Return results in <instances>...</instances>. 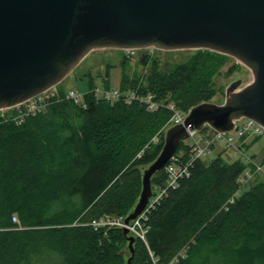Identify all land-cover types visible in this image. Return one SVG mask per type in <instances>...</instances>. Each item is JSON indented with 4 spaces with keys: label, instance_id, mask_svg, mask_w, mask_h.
<instances>
[{
    "label": "trees",
    "instance_id": "trees-1",
    "mask_svg": "<svg viewBox=\"0 0 264 264\" xmlns=\"http://www.w3.org/2000/svg\"><path fill=\"white\" fill-rule=\"evenodd\" d=\"M229 59L196 50L162 70L156 57L143 54L138 63H149L148 68L137 74L129 73V58L123 55L119 90L152 95L162 105L154 112L136 101L98 100L90 93V81L81 104L54 98L44 113L20 124L0 115V264H127L122 230L70 225L127 217L138 202L143 170L161 150L160 130L173 114L166 106L187 114L210 102L217 94L214 78ZM110 68L104 71L106 89L111 88ZM180 152L187 157L182 143L175 155ZM263 164L264 158L258 165ZM246 169L254 171L219 152L211 161L197 160L190 177L168 190L148 214L146 244L135 239L130 264H152L149 251L158 264H168L183 249L178 264H264V177L256 174L222 209ZM164 183L161 169L151 178V188ZM12 215L24 229H15Z\"/></svg>",
    "mask_w": 264,
    "mask_h": 264
},
{
    "label": "water",
    "instance_id": "water-1",
    "mask_svg": "<svg viewBox=\"0 0 264 264\" xmlns=\"http://www.w3.org/2000/svg\"><path fill=\"white\" fill-rule=\"evenodd\" d=\"M207 50L250 71L231 81L222 105L191 108L169 127L156 159L143 170L141 192L125 217L130 264V221L145 209L151 178L177 151L187 131L207 126L229 132L250 119L264 129V0H0V111L61 83L90 52L101 49Z\"/></svg>",
    "mask_w": 264,
    "mask_h": 264
},
{
    "label": "built area",
    "instance_id": "built-area-1",
    "mask_svg": "<svg viewBox=\"0 0 264 264\" xmlns=\"http://www.w3.org/2000/svg\"><path fill=\"white\" fill-rule=\"evenodd\" d=\"M126 57H132L136 50L127 49L124 50ZM90 93L94 95L96 99L102 100L106 103L113 104L118 101H123L125 104H131L136 101L143 105L148 112H154L162 105L154 100V97L150 94L140 95L136 90H128L125 93L117 88H93ZM47 92L37 95L25 102L11 108L15 113L7 120H12L16 124H20L25 118L32 117L40 113H44L47 107L51 104L52 99L57 98L55 101L68 100L74 104H81L82 98L85 93H80L77 90H69L64 97L57 95H46ZM60 97V98H59ZM167 109L172 111V117L168 122L169 125L182 123L184 115L174 109L172 104L166 106ZM3 110V111H8ZM2 112V111H1ZM264 133V129L255 123L254 121L246 118H242L234 122L233 129L229 132H217L212 130L211 136H204L199 131H187L186 137L182 140L183 147L188 150V155L182 158L181 154L173 155L164 166L165 183L162 187H156L148 199L147 205L143 212L134 220L126 223L128 225V234L135 239L142 241L146 244V233L148 227L146 225L148 221V214L159 204L161 199L166 196L168 190L176 189L181 180L190 177V170L193 164L197 160L205 159L210 153H212L220 142L224 143L226 149H232L235 152L242 153L241 146L248 137H258ZM243 139V140H242ZM245 163L254 167V171L246 169L236 180V191L222 206L223 210H227L228 207L236 200L242 191L250 186L254 176L258 174L262 167L254 163L251 159L245 158ZM12 222L17 224L16 230L24 229L19 225V220L16 215H12ZM124 217L119 216H102L90 221L89 223H73L71 227L89 226L93 230L107 231L110 229H126ZM149 257L152 264H158V258L155 257L149 251ZM186 249H183L177 253L168 264H178L181 259L185 257Z\"/></svg>",
    "mask_w": 264,
    "mask_h": 264
},
{
    "label": "rangeland",
    "instance_id": "rangeland-1",
    "mask_svg": "<svg viewBox=\"0 0 264 264\" xmlns=\"http://www.w3.org/2000/svg\"><path fill=\"white\" fill-rule=\"evenodd\" d=\"M194 50L188 51H160L154 48L137 50L135 54L129 58V73L136 72L137 74H144L147 71V65H140L138 63L140 57L143 54H148L149 56L156 57L159 61V66H161L162 70H165L172 64L182 62L187 59ZM124 55L123 50H115V49H101L90 52L82 61L76 66V68L58 85L51 88L47 91L48 96L51 95H59L60 97H64L67 91L69 90H77L80 93H85L89 89V82H93V88L102 89L104 87L105 76L104 71L107 65H111L109 71V83L111 88H118L119 78H120V60ZM238 64L231 73H229V69ZM90 74V75H89ZM252 75L249 70H247L244 66L240 65L235 59L231 58L225 64V66L220 70V75L214 78L215 88L217 89L216 96L210 101V103L215 105H222L225 99V89L231 81L236 79L240 80V84L237 87H241L247 84ZM62 92L61 94H59ZM125 93V91H123ZM99 100V99H98ZM169 105V104H168ZM11 110L8 111H0V115L4 116L6 119L11 117ZM172 126V125H171ZM166 124L161 130L160 133H164L165 131L171 127ZM200 134L204 136H211L212 130L210 128H206L201 131ZM159 136L153 138V142L156 143ZM254 137H248L245 143H250ZM181 143V142H180ZM242 147V146H241ZM221 153L222 157L226 161H234L240 160L245 162V158L250 159L254 156V162L258 163L262 161L264 158V133L261 136L257 137V140L253 142L249 149L245 150V152L238 153L232 149H226L224 143L220 142L218 147L210 153L204 160L211 161L217 153ZM181 154V152H180ZM262 169L258 173V178L264 177V164L261 165ZM129 253L128 250H126Z\"/></svg>",
    "mask_w": 264,
    "mask_h": 264
}]
</instances>
